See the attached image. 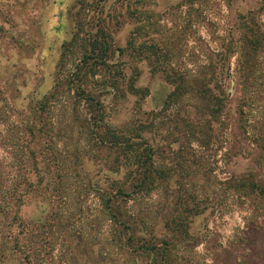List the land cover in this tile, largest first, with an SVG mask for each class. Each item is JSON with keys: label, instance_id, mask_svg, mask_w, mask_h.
I'll return each mask as SVG.
<instances>
[{"label": "rangeland", "instance_id": "1", "mask_svg": "<svg viewBox=\"0 0 264 264\" xmlns=\"http://www.w3.org/2000/svg\"><path fill=\"white\" fill-rule=\"evenodd\" d=\"M251 26L264 29V0H0L1 168L40 153L22 221L69 231L56 247L77 264H264V37L251 48ZM101 31L108 64L86 84L98 111L72 90L43 105ZM165 73L188 92L171 100ZM107 126L150 146L156 169L113 197L126 230L101 214L98 190L135 181Z\"/></svg>", "mask_w": 264, "mask_h": 264}, {"label": "trees", "instance_id": "2", "mask_svg": "<svg viewBox=\"0 0 264 264\" xmlns=\"http://www.w3.org/2000/svg\"><path fill=\"white\" fill-rule=\"evenodd\" d=\"M247 14L252 15L251 11H248ZM253 27L249 28L250 35L247 38L251 48L258 46L260 39L264 37V29H257L256 27L254 29ZM77 36L78 34L74 33L69 41H65L62 44L61 64L66 54L71 50V47L79 45ZM87 42L90 48H87L89 51H86L87 49L83 51L80 63L76 65V70L73 72V75L76 77H60L51 91L44 97L43 105H50L61 99L65 92L70 93L73 91L74 98H80L87 101V103L89 102L93 112L98 111L99 102H95V97L86 84H89L87 82L89 78H93L98 71L105 70L107 67V54L110 43L106 33L103 31L100 34L96 33L94 38ZM151 48H153L151 49L152 54H156L154 46H151ZM164 77L174 87L173 91L169 93L171 100L180 98L183 92H188L186 90L188 80L180 79L171 73H165ZM194 80L196 79L191 77L189 81ZM200 84L202 88L196 91V93L202 92L203 95H206L207 89L204 88L203 81H200ZM112 86L115 87L114 83ZM130 89L135 93L141 92V90L132 84H130ZM207 97L209 96L207 95ZM130 137V135L127 136L123 132L107 126L105 127L104 137L101 138L102 142L106 140L112 144L122 158L132 163L130 166L134 172L133 178L135 181L130 185L131 191L127 192L123 186H117L113 195L98 190L103 208L101 209V214L112 225L121 226L122 230L130 229V224L122 219L118 212L113 209V197L121 199L122 196H129L132 193L140 192L141 188H147L145 185L153 184L156 176L154 175L156 169L150 161L151 147L144 144L138 147V144L133 139H130ZM31 153L33 152L31 151ZM38 154L40 153L35 152L32 156H28L27 160L32 159V161L17 159L16 165L12 163L7 171L3 170L0 164V264H77L76 260L79 258L78 252L75 249L69 250L71 257L67 258L66 254L59 252L56 247L59 241H64L70 236L73 237L69 231L60 229L59 231L50 233L47 230L46 218L37 221H22L20 217V208L25 204L26 197L36 188V185H33L30 181L28 182L27 176L30 172L38 170L36 165ZM3 167H7V164ZM82 239L83 237L80 236V240ZM131 243V236H129L125 245ZM157 248L155 245L149 246L141 243L133 247L132 251L144 252ZM82 253H84L83 249L81 250ZM80 263L78 262V264Z\"/></svg>", "mask_w": 264, "mask_h": 264}]
</instances>
